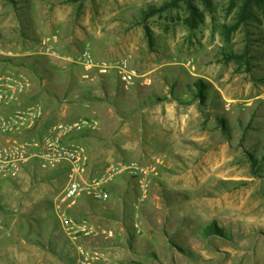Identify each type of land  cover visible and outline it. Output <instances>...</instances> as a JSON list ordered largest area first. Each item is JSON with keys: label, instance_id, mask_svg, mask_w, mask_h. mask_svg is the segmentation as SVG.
<instances>
[{"label": "rangeland", "instance_id": "374dc122", "mask_svg": "<svg viewBox=\"0 0 264 264\" xmlns=\"http://www.w3.org/2000/svg\"><path fill=\"white\" fill-rule=\"evenodd\" d=\"M177 1L148 17L172 0H0V69L29 77L40 130L97 122L70 138L86 181L110 164L146 171L144 189L117 176L106 201L70 206L61 169L25 164L0 189V264H264V20L232 30L240 0H193V23ZM83 52L140 77L124 90ZM62 213L92 235L71 240Z\"/></svg>", "mask_w": 264, "mask_h": 264}, {"label": "built area", "instance_id": "2783aa9c", "mask_svg": "<svg viewBox=\"0 0 264 264\" xmlns=\"http://www.w3.org/2000/svg\"><path fill=\"white\" fill-rule=\"evenodd\" d=\"M6 56V53L0 51V58ZM77 62L86 71L94 68L100 75L107 76L113 71L124 90H129L140 77L129 62L123 59L114 65L104 62L96 64L88 53L83 52ZM31 86L26 75L0 69V189L5 180L14 179L30 161L36 162L45 170L58 168L63 171L66 181L62 201L69 202L70 206L81 197L100 203L106 201L107 193L104 188L117 176L129 175L138 180L140 189L145 188L142 174L146 175V171L134 164H110L102 175L86 181L87 158L83 148L70 142V138L76 132L95 130L97 122L80 120L73 124L57 123L41 131L43 109L40 106L22 104L24 97L31 93ZM59 217L71 240L87 239L92 235L93 232L86 223L78 224L63 213Z\"/></svg>", "mask_w": 264, "mask_h": 264}, {"label": "trees", "instance_id": "16d2710c", "mask_svg": "<svg viewBox=\"0 0 264 264\" xmlns=\"http://www.w3.org/2000/svg\"><path fill=\"white\" fill-rule=\"evenodd\" d=\"M182 1L186 2L185 5L191 11V15H192L191 18L193 23L195 22L194 21L195 16H197L199 21L201 22L202 21L201 16L203 15L199 13V9L193 3V0H182ZM205 1L207 2V7H208L209 0H205ZM177 5H178V1L172 0V2L165 4L160 8L151 7L149 8L145 16L151 17L161 12L164 13L168 9L172 7H176ZM231 6L232 7L236 6L235 0L231 1ZM257 14H260L261 17H263L262 19L264 20V0H240L239 12L234 18L235 24L233 25L232 30L238 29L240 25L244 24V22L248 20H254V19L256 20L258 17ZM225 32L228 35L230 33V30H227V28H225ZM225 58L226 61H236L237 63H242V60H240V56L236 54H229ZM213 230H215L214 234L216 233L218 234L222 232L221 229H219L215 225Z\"/></svg>", "mask_w": 264, "mask_h": 264}]
</instances>
